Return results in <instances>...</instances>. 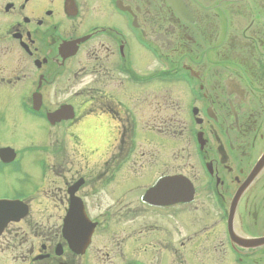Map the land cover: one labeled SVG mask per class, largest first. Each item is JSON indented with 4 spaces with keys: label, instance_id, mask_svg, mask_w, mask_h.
Returning <instances> with one entry per match:
<instances>
[{
    "label": "flooded vegetation",
    "instance_id": "flooded-vegetation-1",
    "mask_svg": "<svg viewBox=\"0 0 264 264\" xmlns=\"http://www.w3.org/2000/svg\"><path fill=\"white\" fill-rule=\"evenodd\" d=\"M1 189L32 264H264V0H0Z\"/></svg>",
    "mask_w": 264,
    "mask_h": 264
},
{
    "label": "rangeland",
    "instance_id": "rangeland-1",
    "mask_svg": "<svg viewBox=\"0 0 264 264\" xmlns=\"http://www.w3.org/2000/svg\"><path fill=\"white\" fill-rule=\"evenodd\" d=\"M1 191L3 190L1 189L0 192ZM51 204H45L41 207L33 205V210L26 220L7 229L5 235L10 237V240H7V243H3V241L0 242L2 244L0 246V264H32L30 259H27L29 244L31 246V241H35L33 236L34 229L30 219L32 215H37V221L40 224H50L51 226L58 224V205L57 203ZM24 239H27V241L21 244V241ZM36 242L37 241H35V244L37 246ZM7 244H9V246H7ZM88 257L90 259V254L84 258L82 264L88 263ZM96 261V258L93 259L92 264Z\"/></svg>",
    "mask_w": 264,
    "mask_h": 264
},
{
    "label": "water",
    "instance_id": "water-1",
    "mask_svg": "<svg viewBox=\"0 0 264 264\" xmlns=\"http://www.w3.org/2000/svg\"><path fill=\"white\" fill-rule=\"evenodd\" d=\"M26 212V206L17 201H0V228L10 220L21 218Z\"/></svg>",
    "mask_w": 264,
    "mask_h": 264
}]
</instances>
